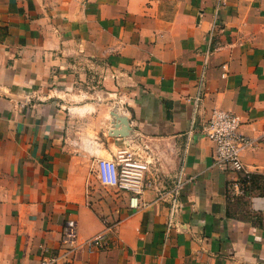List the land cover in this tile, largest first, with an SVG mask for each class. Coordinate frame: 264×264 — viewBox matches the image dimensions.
<instances>
[{
    "label": "crops",
    "instance_id": "1",
    "mask_svg": "<svg viewBox=\"0 0 264 264\" xmlns=\"http://www.w3.org/2000/svg\"><path fill=\"white\" fill-rule=\"evenodd\" d=\"M214 107L253 140L235 199ZM124 148L151 160L136 207L96 176ZM263 193L264 0H0V264H38L67 219L105 235L71 264H264Z\"/></svg>",
    "mask_w": 264,
    "mask_h": 264
},
{
    "label": "built area",
    "instance_id": "2",
    "mask_svg": "<svg viewBox=\"0 0 264 264\" xmlns=\"http://www.w3.org/2000/svg\"><path fill=\"white\" fill-rule=\"evenodd\" d=\"M224 67V66H223ZM224 75V73L222 74ZM199 97L195 98V101ZM241 119L232 111L214 107L210 110L208 119L202 128V134L213 145V161L221 170L236 174V178L229 181L226 187V195L229 199L243 196L251 184V172L244 165L242 153L253 147V140L241 131ZM150 157H139L134 150L124 148L117 151L111 159H99L96 161V176L103 186L119 187L128 190L135 195L130 198L133 203L136 195L141 194L146 187L151 185L146 181V173L150 169ZM176 183L168 192L159 193V197L168 196L169 215L167 231L175 226L174 216L178 208L179 183ZM263 196L251 195L250 201L254 209L264 208L260 204ZM105 244V235L97 234L89 238L79 235L78 225L74 219H67L60 233L56 247H49L41 243L40 259L38 264H71L72 256L78 250L93 252L101 249Z\"/></svg>",
    "mask_w": 264,
    "mask_h": 264
},
{
    "label": "water",
    "instance_id": "3",
    "mask_svg": "<svg viewBox=\"0 0 264 264\" xmlns=\"http://www.w3.org/2000/svg\"><path fill=\"white\" fill-rule=\"evenodd\" d=\"M118 122H120L122 124H125L126 123V120L124 118H118Z\"/></svg>",
    "mask_w": 264,
    "mask_h": 264
},
{
    "label": "bare ground",
    "instance_id": "4",
    "mask_svg": "<svg viewBox=\"0 0 264 264\" xmlns=\"http://www.w3.org/2000/svg\"><path fill=\"white\" fill-rule=\"evenodd\" d=\"M261 206H264V200H260Z\"/></svg>",
    "mask_w": 264,
    "mask_h": 264
},
{
    "label": "rangeland",
    "instance_id": "5",
    "mask_svg": "<svg viewBox=\"0 0 264 264\" xmlns=\"http://www.w3.org/2000/svg\"><path fill=\"white\" fill-rule=\"evenodd\" d=\"M259 196H263L264 197V193L263 194H260ZM250 204H251V201H250ZM252 205V204H251Z\"/></svg>",
    "mask_w": 264,
    "mask_h": 264
},
{
    "label": "trees",
    "instance_id": "6",
    "mask_svg": "<svg viewBox=\"0 0 264 264\" xmlns=\"http://www.w3.org/2000/svg\"><path fill=\"white\" fill-rule=\"evenodd\" d=\"M251 180H252V176H251Z\"/></svg>",
    "mask_w": 264,
    "mask_h": 264
}]
</instances>
